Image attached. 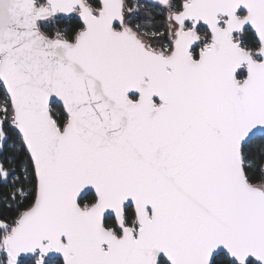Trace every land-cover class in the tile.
<instances>
[{
    "label": "water",
    "instance_id": "obj_1",
    "mask_svg": "<svg viewBox=\"0 0 264 264\" xmlns=\"http://www.w3.org/2000/svg\"><path fill=\"white\" fill-rule=\"evenodd\" d=\"M44 1L0 0V85L36 180L32 206L6 236L10 256L211 264L224 254L264 264V187L249 184L242 158L264 136V0L183 2L168 56L125 26L124 0H95L96 12L84 0ZM72 16L82 26L73 41L40 31ZM199 25L210 41L194 59ZM245 30L254 53L235 41ZM87 194L95 203L83 208ZM127 207L136 228L125 225Z\"/></svg>",
    "mask_w": 264,
    "mask_h": 264
},
{
    "label": "trees",
    "instance_id": "obj_2",
    "mask_svg": "<svg viewBox=\"0 0 264 264\" xmlns=\"http://www.w3.org/2000/svg\"><path fill=\"white\" fill-rule=\"evenodd\" d=\"M39 5L44 0H37ZM183 0H171L168 7L152 6L144 2L124 0L125 26L134 32L152 49L171 51V33L168 18L171 14L181 10ZM87 5L93 10H99V4L95 0H86ZM40 31L49 38H56L62 34L63 39L73 41L82 29L81 23L75 16L68 18H55L39 24ZM203 42H208L209 35L206 30L199 31ZM241 47L247 51L258 50V43L250 30H245L238 38ZM196 55V50H194ZM244 73H239L242 79ZM5 103V111H0L1 130L4 137L0 147V264H5L7 255H10L5 246L6 236L10 233L15 220L28 210L36 195V180L30 158L24 150L21 140L13 127V115L8 100L0 85V102ZM51 116L54 123L63 129L67 118L63 110L56 104L51 105ZM242 158L245 177L249 184L264 187V136L256 138L242 148ZM5 174V176L3 175ZM95 203L93 194H87L80 202L83 208ZM125 225L136 228L135 214L131 207H127L124 213ZM104 226L119 233L112 217H106ZM42 264H62L58 258L42 259ZM36 259L16 260V264H36ZM158 264H167L159 260ZM211 264H234L224 254L214 257ZM247 264H255L249 261Z\"/></svg>",
    "mask_w": 264,
    "mask_h": 264
},
{
    "label": "flooded vegetation",
    "instance_id": "obj_3",
    "mask_svg": "<svg viewBox=\"0 0 264 264\" xmlns=\"http://www.w3.org/2000/svg\"><path fill=\"white\" fill-rule=\"evenodd\" d=\"M36 1V3H37V5L38 6H43V7H45L46 6V4H45V1H44V4L43 5H39V3L37 2V0H35ZM85 2H86V0H84ZM185 1H187V0H183V2H185ZM182 2V3H183ZM182 7V6H181ZM181 11V10H180ZM179 11V12H180ZM172 15V14H171ZM242 16V15H241ZM171 22H172V20H171ZM175 26H176V24L174 23V22H172ZM190 28V25H188V24H186L185 25V29H189ZM200 29H204L202 26H197L196 27V32H197V34L199 35V37H200V44H199V46L198 47H195L192 51H191V56L194 58V59H196L197 58V56H198V52L200 51V50H202V48L205 46V45H207L208 43H209V41H210V36H209V40H208V42H203V39L201 38V36H200V33H199V31H200ZM176 30H177V26H176ZM175 30V31H176ZM204 30H206V29H204ZM175 31L173 32V35L171 36V38H170V41H171V48H172V41H173V39H174V34H175ZM206 32H207V30H206ZM207 34H208V32H207ZM209 35V34H208ZM242 35V34H241ZM241 35H238V36H236L235 37V41H239L238 40V38L241 36ZM241 44V43H240ZM148 46V45H147ZM152 51H155V52H161V53H163L165 56H168L170 53H171V51H170V53H166V50H160V49H152L150 46H148ZM172 50V49H171ZM194 50H196V55L194 54ZM256 52V51H255ZM252 53H254V52H252ZM243 73V72H242ZM117 236H119V234H120V232L119 233H115Z\"/></svg>",
    "mask_w": 264,
    "mask_h": 264
},
{
    "label": "rangeland",
    "instance_id": "obj_4",
    "mask_svg": "<svg viewBox=\"0 0 264 264\" xmlns=\"http://www.w3.org/2000/svg\"><path fill=\"white\" fill-rule=\"evenodd\" d=\"M168 21H169L170 33H171V36H172L173 35V32L176 30V26L171 22L170 16L168 18ZM0 111L1 112H4L5 111V103L3 101L0 102ZM3 140H4V137H3V134H2V130H1V120H0V147L2 146ZM34 259L39 260L38 259V256H36ZM5 264H16V260L13 257H11L10 255H7V257L5 259Z\"/></svg>",
    "mask_w": 264,
    "mask_h": 264
},
{
    "label": "built area",
    "instance_id": "obj_5",
    "mask_svg": "<svg viewBox=\"0 0 264 264\" xmlns=\"http://www.w3.org/2000/svg\"><path fill=\"white\" fill-rule=\"evenodd\" d=\"M57 37H59V38H63V37H62V34H57ZM35 263H36V264H39V263L42 264V263H41L39 260H37V259L35 260Z\"/></svg>",
    "mask_w": 264,
    "mask_h": 264
},
{
    "label": "crops",
    "instance_id": "obj_6",
    "mask_svg": "<svg viewBox=\"0 0 264 264\" xmlns=\"http://www.w3.org/2000/svg\"><path fill=\"white\" fill-rule=\"evenodd\" d=\"M5 176V174H3Z\"/></svg>",
    "mask_w": 264,
    "mask_h": 264
}]
</instances>
